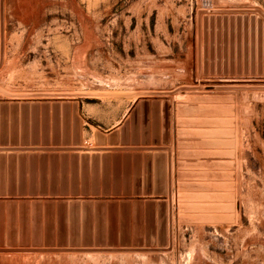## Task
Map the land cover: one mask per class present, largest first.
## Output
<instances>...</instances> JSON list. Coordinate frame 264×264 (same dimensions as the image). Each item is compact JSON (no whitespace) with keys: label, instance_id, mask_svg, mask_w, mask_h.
Returning <instances> with one entry per match:
<instances>
[{"label":"rangeland","instance_id":"rangeland-1","mask_svg":"<svg viewBox=\"0 0 264 264\" xmlns=\"http://www.w3.org/2000/svg\"><path fill=\"white\" fill-rule=\"evenodd\" d=\"M0 264H264V0H0Z\"/></svg>","mask_w":264,"mask_h":264},{"label":"water","instance_id":"water-1","mask_svg":"<svg viewBox=\"0 0 264 264\" xmlns=\"http://www.w3.org/2000/svg\"><path fill=\"white\" fill-rule=\"evenodd\" d=\"M224 87H207L208 90H218L223 89Z\"/></svg>","mask_w":264,"mask_h":264}]
</instances>
